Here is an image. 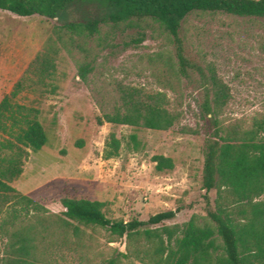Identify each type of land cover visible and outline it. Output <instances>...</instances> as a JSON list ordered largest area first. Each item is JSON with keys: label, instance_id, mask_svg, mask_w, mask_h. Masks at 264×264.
Here are the masks:
<instances>
[{"label": "rangeland", "instance_id": "rangeland-1", "mask_svg": "<svg viewBox=\"0 0 264 264\" xmlns=\"http://www.w3.org/2000/svg\"><path fill=\"white\" fill-rule=\"evenodd\" d=\"M90 10L81 0L68 7L61 20H85ZM62 25L58 19L0 10V99L37 53L49 46L57 50L54 88L20 96V102L32 101L40 110L47 143L29 153L12 186L57 215L64 211V198L102 202L109 219L125 222L191 204L165 225H182L192 217L198 225L208 223L202 203L203 93L197 74L187 79L178 73L171 37L146 24H102L99 34L86 38L71 35ZM140 34L143 41L135 44ZM180 38L187 58L206 73L213 72L228 89L219 115L223 125L247 128L264 115V18L192 13L182 23ZM86 64L91 72L81 81L79 68ZM126 89L163 93L166 109L178 113V119L165 131L104 122L105 115L121 109ZM110 134L120 141V149L117 157L105 160ZM158 155L170 158L173 169L156 172L152 158ZM209 196L213 201L216 192ZM110 241L100 231L86 264H101L114 249L124 252L123 239ZM52 253V264H82L71 251Z\"/></svg>", "mask_w": 264, "mask_h": 264}, {"label": "trees", "instance_id": "trees-1", "mask_svg": "<svg viewBox=\"0 0 264 264\" xmlns=\"http://www.w3.org/2000/svg\"><path fill=\"white\" fill-rule=\"evenodd\" d=\"M79 1L0 0V10L19 17L58 19L62 28L79 37H94L102 24H146L171 37L178 73L187 79L197 74L203 93L202 203L208 223L198 225L192 217L182 225H165L191 204L125 222L109 219L102 202L64 198L60 201L64 211L57 215L12 186L29 153L47 143L40 110L32 101L20 102V96L54 88L57 50L49 46L35 55L0 99V264H52L55 249L71 251L86 264L100 231L110 242L123 239L125 245L124 252L114 249L101 264H264V115L247 128L239 123L223 125L219 115L228 89L213 72L206 73L187 58L180 38L182 23L192 13L264 18V0H85L91 9L85 20L62 21L65 10ZM143 38L140 34L135 44ZM90 72L88 64L82 65L79 79L84 81ZM121 94V109L105 115L104 122L165 131L178 119V113L166 109L163 93L143 95L126 89ZM130 138L136 145V136ZM119 149L120 141L110 134L103 158L117 157ZM152 160L156 172L173 169L170 158L158 155Z\"/></svg>", "mask_w": 264, "mask_h": 264}]
</instances>
